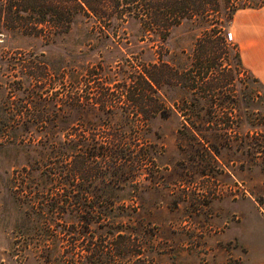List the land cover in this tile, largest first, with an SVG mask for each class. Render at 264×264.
I'll return each instance as SVG.
<instances>
[{
	"label": "rangeland",
	"instance_id": "374dc122",
	"mask_svg": "<svg viewBox=\"0 0 264 264\" xmlns=\"http://www.w3.org/2000/svg\"><path fill=\"white\" fill-rule=\"evenodd\" d=\"M103 16L49 39L0 31V264H264L262 84L234 50L180 80L205 20L163 42L141 15ZM160 60L178 73L155 95L171 111L146 122L132 91ZM119 235L141 255L114 257Z\"/></svg>",
	"mask_w": 264,
	"mask_h": 264
},
{
	"label": "trees",
	"instance_id": "16d2710c",
	"mask_svg": "<svg viewBox=\"0 0 264 264\" xmlns=\"http://www.w3.org/2000/svg\"><path fill=\"white\" fill-rule=\"evenodd\" d=\"M222 2V0H4L0 3V31L12 29L49 39L55 33H67L77 14L97 17V24L107 22L103 15H117L120 26L128 21V16L141 15L145 32L154 34L165 32L162 38L165 42L172 27L180 25L184 20L202 19L208 23V27L196 41L192 68L185 70L186 76H179L180 80L186 78V82L198 85L214 74L212 62L219 59L217 54L228 56L234 50L237 66L243 67L239 46L229 41L228 30L239 11L258 10L264 6V0H225L224 4L229 12L227 18L214 20L212 15L221 11ZM143 68L132 92L135 94L134 100L142 106L145 121L149 122L159 115L170 114L171 109L166 107L165 101L155 95L160 92V87L164 83L174 85L176 82L173 80L177 78L178 73L163 60L152 65H144ZM111 140L113 149L115 142H118V146L123 144V139L118 135H113ZM95 151L92 156L96 155ZM113 151H110L113 157L123 160H133L138 156L135 151L121 150V153ZM119 236L121 240L114 243L116 254L114 257L123 258L122 254L124 256L130 254V257L136 258L141 255L138 249L140 247L135 240L125 235ZM111 250L113 253L112 248Z\"/></svg>",
	"mask_w": 264,
	"mask_h": 264
},
{
	"label": "crops",
	"instance_id": "0c3cea01",
	"mask_svg": "<svg viewBox=\"0 0 264 264\" xmlns=\"http://www.w3.org/2000/svg\"><path fill=\"white\" fill-rule=\"evenodd\" d=\"M243 66L262 84L264 94V6L239 11L230 26Z\"/></svg>",
	"mask_w": 264,
	"mask_h": 264
},
{
	"label": "built area",
	"instance_id": "2783aa9c",
	"mask_svg": "<svg viewBox=\"0 0 264 264\" xmlns=\"http://www.w3.org/2000/svg\"><path fill=\"white\" fill-rule=\"evenodd\" d=\"M231 38V37H230ZM232 39V38H231Z\"/></svg>",
	"mask_w": 264,
	"mask_h": 264
}]
</instances>
